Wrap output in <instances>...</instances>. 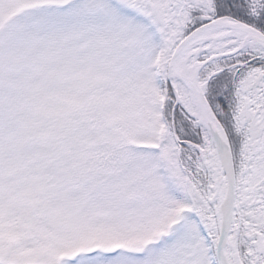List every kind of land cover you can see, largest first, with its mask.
<instances>
[{
    "label": "snow or ice",
    "instance_id": "obj_1",
    "mask_svg": "<svg viewBox=\"0 0 264 264\" xmlns=\"http://www.w3.org/2000/svg\"><path fill=\"white\" fill-rule=\"evenodd\" d=\"M0 264H264V0H0Z\"/></svg>",
    "mask_w": 264,
    "mask_h": 264
}]
</instances>
